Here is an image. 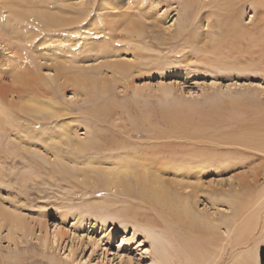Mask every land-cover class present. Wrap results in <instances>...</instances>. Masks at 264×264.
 I'll use <instances>...</instances> for the list:
<instances>
[{"label":"rangeland","instance_id":"374dc122","mask_svg":"<svg viewBox=\"0 0 264 264\" xmlns=\"http://www.w3.org/2000/svg\"><path fill=\"white\" fill-rule=\"evenodd\" d=\"M38 1L43 0H0V108L8 118L0 129V264H159V233L166 234L165 228L133 227L134 213L126 210L143 207L133 196L139 189L134 178L125 179L129 192L102 181L104 173L125 167L140 174L134 163L139 157L124 165L112 161L127 160L136 147L157 153L161 162L152 167L167 162L155 177L176 183L172 189L195 218L212 220L204 264H239L241 256L249 258L243 264H259L264 58L237 56L251 41L240 45L230 37L244 32L247 40L256 39L264 29V0H48L52 12L80 16L58 30L44 21V27L30 25L46 8ZM132 18L141 25L125 43ZM32 30L39 34L30 37ZM217 42L219 57L213 55ZM115 47L124 49L111 58L102 51ZM71 57L83 59V75H107L110 92L53 78L58 63L73 66L65 60ZM117 60L131 66L127 75L110 71L108 61ZM18 73L28 79L29 90L15 81ZM40 83L57 103L58 116L21 109L32 95L24 89L36 95ZM108 101L114 103L110 116L93 115L95 106ZM82 143L89 149L80 150ZM193 147L201 148L204 170L185 178L186 168L176 162ZM237 205L256 212L254 229L241 246L234 243Z\"/></svg>","mask_w":264,"mask_h":264},{"label":"bare ground","instance_id":"6f19581e","mask_svg":"<svg viewBox=\"0 0 264 264\" xmlns=\"http://www.w3.org/2000/svg\"><path fill=\"white\" fill-rule=\"evenodd\" d=\"M262 2H260V4ZM46 3L48 4V0L38 1L39 6L44 5L46 8L40 10L39 15L30 21V25H34L35 23L36 26H42L39 23V21H44L47 24L46 27H49L51 29L53 27V29L58 30V27H66L68 25H75L80 20V16L77 15V13L72 14V16L70 15L71 17H68L63 14L64 11L63 12L62 11L52 12L49 8H47ZM16 16L19 18H23V14L22 16H19V15H16ZM128 22L130 26L128 25L129 27L127 28L128 30L126 31V33L128 34L127 38L123 37L122 39V41L125 43H129V40L131 38L130 36H132L134 33H138L137 29L141 25L140 21L135 20L134 18L130 19ZM261 23H262V17H261ZM263 30L264 29L262 28L257 32V35H256L257 37L255 36L256 39L253 37H249L250 40H247L248 35L244 32L235 33V35H233L235 36L233 37L235 39L230 37V40H233V41L237 40L236 42L238 43L240 42L239 43L240 45L244 44L243 40H246L245 44H247V41H251V44L249 46L247 45L246 49H243L244 51H239L240 53L238 54L240 55L237 54V56H242V57L248 56L249 58H258L259 60L262 61V59L264 58V31ZM36 33L39 34L37 31L32 30L29 35L30 37H33V35ZM20 39L23 40V38H20ZM86 44H90V43L86 42ZM86 47H90V45ZM123 49L124 47L122 49H117V47H115L114 49L102 48V51H104V54L106 55H108L109 53V56L111 58V57H114L116 53H120V51H123ZM219 50H220L219 44L217 42L215 47L213 48V51H214L213 55L216 54V56L219 57L220 53H222ZM65 52L68 53V51H65ZM237 52L238 51H235V53ZM230 53L234 55L233 51H231ZM40 57L41 56L37 53L36 58L38 59ZM239 59L237 58V60ZM54 60H56V58ZM65 60L67 62L70 60L69 62L72 63V65L75 68H72L73 66L65 65L64 62H60L58 63V65H55L52 68L53 69L52 71L54 72L53 78L63 79L64 80L63 84L70 85L71 87L73 85L80 87L81 89H86L90 87L93 92H99L102 94L108 93L112 89V84H110L109 79L106 78L107 75H102V76L95 78V77L85 76L82 74L83 66H81V64L83 62L80 63V61H82L83 59H80V58L75 59L71 57V59L65 58ZM108 64H109V69L113 74H119L120 76H125L130 72L129 69L131 68V66L125 61H120V60H117L116 62L108 61ZM23 74L24 73H18L15 76L17 78V80L15 81H19L20 86L26 87V84L29 81L26 77L21 78ZM32 81H36V78H34ZM26 88L28 90L30 89L28 87ZM37 88L40 91V93H36V95H42L44 97L48 96L47 100L37 97L33 92H31V90L29 92H26L24 88H21V89H24L23 93H32V95H29L28 101L23 102V104L21 105V109H24L30 112L47 111L49 115L51 116L50 118L58 116L57 115L58 111L55 110V105L57 103L53 100L52 96L49 97L50 94L47 90L48 87L46 88V86H44L43 83H40V84H37ZM113 104L114 103L112 101H108V102L95 106L92 109L93 115H97V116L104 115L105 117L110 116L111 115L110 107ZM14 105H16V103H14ZM7 120L8 118L3 108H0V129H2L3 125L6 123ZM147 146L145 147V149L149 147ZM164 146H163V150H164ZM77 147L80 148V150L82 151H86L87 149H89L86 143L79 144ZM155 147L160 150V148H158L157 145ZM90 149L95 151V149L100 150V147L98 148V146L90 145ZM194 149L196 150L189 151L188 149H186L185 151H182L181 154L183 155L184 158H180L179 162H176V165L183 164V167L186 168L187 171H181L180 169V171L182 172V175L185 178H188L187 175H190L192 172L193 173L195 172L197 176L198 174L201 173V171L204 170L203 163H202L203 160L200 158L201 153L199 152L201 151V148L197 147ZM142 152H145L146 155L142 157L136 156ZM132 153H133V156H129L127 160H117L113 158L112 161L115 164L124 165V163L133 162L132 159H134V157H139L135 159L134 163L140 166V168L142 169L140 174H137L136 171L129 170L127 167H125L124 169L119 170L116 174H112V173L107 174V177L105 176V173H104L103 174L104 177L102 178L103 183L106 185V187L110 189L111 188L115 189L116 185H118V186H121L122 188H125L126 192H129L130 186L126 183L125 179L130 175L134 178L136 182L135 185L137 189L138 188L139 189L137 193L133 196H135L137 199H139L142 202L143 207L141 208L137 205H130L129 207L126 208V210L132 211L134 213L132 220L135 222H132V221L130 222L133 227L137 225V223L139 224L143 223V225L146 224L145 226L149 228H156L159 226V224H162L163 227L165 228L166 234L161 235V233H159V240H158L160 242L159 247L161 246V252H159L158 254L159 264H204L203 260L206 254L209 253L211 244L213 242L211 235H210L211 233H210V227H209V224L212 225L211 223L212 220L209 219V221H206L202 219L203 217H199L201 219L195 218L193 215V210L191 209V206H189V204L186 202H182V199L179 198L178 192L172 189L176 187V183L170 182V184L167 185L165 182L162 181L161 177L160 178L155 177V175L162 176L164 167L168 166V164H166L167 162H162V164L160 163L161 165H159L158 167L157 166L152 167L155 164V160H157L158 162L159 161L161 162L159 158H156L157 157L156 152L154 153V155H152L151 154L152 150H151V153L150 152L149 153L152 156H150V154L149 155L147 154L148 152L146 153V151H144V148L136 147L132 150ZM160 153L161 152H159V154ZM194 160H196L197 162H195ZM98 161H101V160L99 159ZM191 161L193 162L191 163ZM194 162L196 164H194ZM175 174H177V171L175 172ZM200 175L198 176L200 177ZM177 202L181 204H178ZM143 211H146V212L148 211L149 215H147ZM235 213H236V218H239V220L237 221V226H236L237 233L235 235L234 243L235 245L241 246L243 244H247L249 240V235L254 229V226L256 223L255 222L256 212H254V210L250 208L248 205H237ZM151 216L153 217V219ZM114 217L118 218L117 216H114ZM145 217L148 218L146 222L143 221ZM16 218L18 220H15V223L20 224V222L22 221H20L18 217ZM206 222L208 223L207 226H205ZM172 224L173 226H175L174 224L178 225L179 227L177 230L178 232L173 229ZM121 225L127 226V224H123V223H121ZM248 260L249 258L247 256H241L238 263L243 264L244 262H247Z\"/></svg>","mask_w":264,"mask_h":264},{"label":"snow or ice","instance_id":"6c2138e0","mask_svg":"<svg viewBox=\"0 0 264 264\" xmlns=\"http://www.w3.org/2000/svg\"><path fill=\"white\" fill-rule=\"evenodd\" d=\"M259 264H264V244L261 245L260 248V260Z\"/></svg>","mask_w":264,"mask_h":264}]
</instances>
